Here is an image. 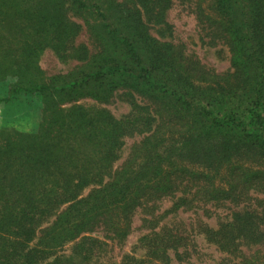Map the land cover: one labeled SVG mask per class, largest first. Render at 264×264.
I'll use <instances>...</instances> for the list:
<instances>
[{"label": "trees", "instance_id": "trees-1", "mask_svg": "<svg viewBox=\"0 0 264 264\" xmlns=\"http://www.w3.org/2000/svg\"><path fill=\"white\" fill-rule=\"evenodd\" d=\"M75 1L101 19L108 40L127 64L108 61L103 50L98 53L101 62L93 59L98 68L76 81L56 87L20 81L1 103L20 94H64L85 86L101 90L79 92L80 97L103 105L113 93L103 88L116 84L139 91L134 93L152 109L138 106L139 120L115 121L99 106L64 110L52 109V103L39 128L0 132V264H59L63 257L58 252L71 243L75 246L65 262L77 255L81 259L75 261L88 264L107 253L108 245L86 235L101 231L122 244L138 213L146 216L143 229L151 230L141 242L145 256L108 264H170L168 252L178 258L185 245L184 239L159 229L163 200L194 192L193 200L205 196L238 206L251 200L253 192L264 195V0H125L115 6L126 7L128 36L108 23L100 2ZM175 1L190 4L202 36L210 38L207 45L220 40L228 48L233 72L226 76L233 81L227 87L217 81L226 77L183 68L189 62L183 51L150 33L149 24L164 23ZM48 5L39 0L33 11L29 0H0V81L9 75L20 78L24 53H30L38 35L33 26L44 23L42 15L47 19L43 11ZM203 74L215 84L198 87L192 82H205ZM204 87L214 94L197 92ZM145 124L147 135L112 174L122 148L120 132L139 131ZM250 161L262 162L243 172L240 163ZM224 171L232 175L228 188L215 184L216 174ZM254 201L260 212H234L217 229L205 227L209 244L237 258L221 264H264V199ZM242 246L257 249L242 255Z\"/></svg>", "mask_w": 264, "mask_h": 264}, {"label": "rangeland", "instance_id": "rangeland-1", "mask_svg": "<svg viewBox=\"0 0 264 264\" xmlns=\"http://www.w3.org/2000/svg\"><path fill=\"white\" fill-rule=\"evenodd\" d=\"M29 1L30 7H33L31 10H36L39 0ZM85 1L88 3L100 2L108 17V23L113 28H116L122 36H128L129 31L123 27V24L126 23V7L117 8L115 6L117 3L125 4L127 0ZM47 2L50 5H48V8L46 7L45 10L47 11H43L44 14H47V19L43 20L41 13V22L44 23L33 26V30L38 35L32 46L29 47L31 49L30 53H24L26 63L24 71L20 72V78L9 75L0 81V103L10 95L12 86L20 81L28 82L32 85L43 84L54 87L76 81L83 74L91 71L90 69L96 70L98 68L93 59L97 58V62H101V56L98 53L102 54L103 50V54L108 61L111 58V60H115L119 64H127L128 62L120 55L118 49L114 47L111 38L108 40L109 38L106 34L108 30L102 27V21L96 14L79 8L75 0H46ZM164 20L162 24L150 23V33L153 37L161 40V42L172 44L176 52L183 51V56L189 61L184 64L183 68L190 66L192 73L202 70L209 73V75L213 73L214 75L226 77L225 79L217 80L224 88L227 87L229 81H233L226 76L233 72L228 48L221 44L220 40L216 41L215 46L207 45L209 42L211 43L209 41L210 38L205 37V33L202 36L203 34L199 30L190 4L175 1L166 12ZM34 22L37 23L36 19ZM185 76L188 77L187 75ZM204 77L207 79L205 82H198L194 78L192 82L197 84L198 87L213 86L215 84L211 76H206L205 74ZM127 85H133L132 79L127 82ZM114 86L115 88L113 89ZM135 86L142 90V92H153L152 89H142L139 85ZM207 87H204L205 91L200 89L197 92H212L214 94L210 89H206ZM103 89V92H113L109 103L103 105L97 104L89 100V98L80 97L79 92H100L101 90L95 88L89 89L85 88V86H76L64 94L57 93V91H53L54 93L42 91V93L17 95L11 103H2L5 106L6 121L0 132L7 128L26 133L33 126L37 127L38 125L39 128V125L44 120V110L49 109L52 103V109L57 107L64 110L80 104L99 106L106 110L115 121H125V119L128 120L131 117L139 120L141 110L139 113L136 111L138 106L141 108H147L146 106H148L152 109L149 103L134 93L139 91L132 90L130 87L122 88L116 84H112L110 88L104 87ZM69 98L76 99L69 100ZM142 114L146 115L145 112H142ZM149 122L147 121V123ZM139 125L140 123L135 125L134 128H137ZM141 127L142 129L139 131L130 128L120 132L122 148L113 163L112 174L126 160L131 148L135 144L140 143L147 135L144 128H148V125L145 124ZM260 162L262 161H250L240 163V165L243 172H246L248 168L259 167ZM225 172L216 174L215 184L228 188V186L233 184V180L230 172ZM105 181H108V179H105ZM211 191H213V187ZM88 192L89 190H86L83 195H86ZM251 195L253 196L251 200L238 206L231 201H214L205 196H199L193 200L194 192L186 195L178 193L176 198L163 200L159 204L157 212L158 217L162 216L159 229L171 231L174 236L178 237V241L184 239L182 244L185 245L184 248L179 249L178 252L180 254L182 252L183 254L178 258L175 256L176 252H172L173 250L168 252L171 258L170 264H221L226 260H237V258L228 256L227 253L220 252L215 246L209 244L205 239V227L217 229L221 223L231 221L234 212H242L240 215L260 212L259 204H256L254 199H264V195H260L258 192H253ZM145 217L141 213L135 216L131 232L127 240L122 244L112 242L101 231L86 235L97 238L108 245L107 253L106 251L105 254L102 252L98 260H96V255L88 264L118 263L125 256L144 257L146 253L141 245L142 238L146 234L151 233V230H145L142 227V220ZM48 225L46 224L45 227ZM40 235L38 233L37 237H40ZM37 242L38 238L34 241V244ZM73 246H75L74 243H71L58 252V257H63L59 264H68L65 262V257L72 255ZM251 248L242 246L240 248L243 253L242 255H246L249 251L257 249ZM261 249L264 250V247ZM73 259V262L70 264H80L78 261H75L81 259L77 255ZM52 260L53 258L50 261Z\"/></svg>", "mask_w": 264, "mask_h": 264}, {"label": "crops", "instance_id": "crops-1", "mask_svg": "<svg viewBox=\"0 0 264 264\" xmlns=\"http://www.w3.org/2000/svg\"><path fill=\"white\" fill-rule=\"evenodd\" d=\"M5 106L0 103V130L4 127V122L6 121L5 118Z\"/></svg>", "mask_w": 264, "mask_h": 264}]
</instances>
